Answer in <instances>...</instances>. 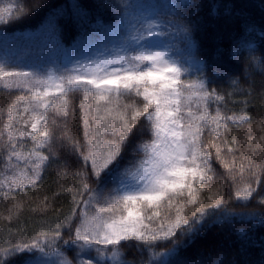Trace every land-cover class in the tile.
I'll return each mask as SVG.
<instances>
[{
	"label": "snow or ice",
	"instance_id": "obj_1",
	"mask_svg": "<svg viewBox=\"0 0 264 264\" xmlns=\"http://www.w3.org/2000/svg\"><path fill=\"white\" fill-rule=\"evenodd\" d=\"M171 7L172 15L182 18L180 9L193 5L185 0ZM134 10L141 12L136 23L128 19ZM24 11L15 5L0 9V23ZM153 13L151 6L137 7L130 2L122 6L118 30H126V34L119 49L121 55L87 63L77 61L75 66L48 71H12L7 61L0 62V86L21 93L7 109V123L0 133V137L7 136V154L0 170V189H7L5 197L16 189L36 186L50 158L56 155L52 146L57 138L49 128L48 114L68 117L70 95L81 94L85 143L81 146L72 142V147L90 169L97 187L87 183L86 171L77 173L84 181L82 192L89 196L85 200L81 195L76 207L82 204L83 210L79 216L72 213V220L78 223L70 222L71 238L63 241L78 249L77 264H128L121 245L130 241L149 251L166 249L152 252L149 264H155L156 259L159 264H178L175 258L181 247L189 246L205 228L222 219L215 210L231 215L223 179L209 191L208 186L217 179L213 159L232 179L238 201H249L264 175V135L243 141L248 145L244 151H240L235 135L229 142L225 135L231 131L229 122H250V117L223 114L219 105L214 113L210 111V105L223 101L224 96L210 89L207 78L191 79V64L176 59L170 47L155 39L169 36V29L175 28L189 42V57L195 61L188 25L159 19ZM258 67L264 74V63ZM229 86L240 85L233 78ZM52 123L55 125V119ZM260 127L264 132V124ZM206 130L213 137L208 143L202 142ZM247 131L251 132V127ZM145 132L150 139L141 138ZM63 135L71 142L67 133ZM25 137L31 139L27 150ZM130 145L142 158L122 166V154ZM245 171L254 180L237 187V176L242 180ZM108 184L113 187L105 194ZM258 203L264 204V197ZM47 208L44 203L43 210ZM22 211L23 204L13 198L9 214L0 216L10 222L14 217L19 219ZM240 215L254 216L264 225V213ZM240 235L246 238L243 230ZM60 239L58 225L55 230H41L31 242L13 244L3 251L7 257L22 256L20 264H73L56 246ZM98 245L112 247L102 249ZM0 264H5L3 257Z\"/></svg>",
	"mask_w": 264,
	"mask_h": 264
},
{
	"label": "trees",
	"instance_id": "obj_2",
	"mask_svg": "<svg viewBox=\"0 0 264 264\" xmlns=\"http://www.w3.org/2000/svg\"><path fill=\"white\" fill-rule=\"evenodd\" d=\"M161 1L167 2L160 8L164 20L186 23L190 29L191 52L198 64L192 68L190 78H207L210 89H215L225 98L210 105V111L214 113L215 106L219 105L223 114L235 115L237 118L241 115L250 117V122H229L231 131L225 134L229 142L235 135L240 151L246 150L248 145L243 144V141L251 136L259 138L264 135L260 127L264 124V74L258 67V64L264 63V0H189L193 7L181 8L182 18L172 15L174 9L171 5L183 4L185 0ZM128 2L132 3L133 0H0V9L10 5L25 9L23 14L16 12L11 20L0 23V32L10 38L20 32H29L39 36V39L45 37L55 42L58 55H74L84 52L110 26L120 22L122 6ZM37 4L40 5L38 9L34 7ZM170 29L174 30L175 36L189 51V42L184 36L175 28ZM233 78L238 80L239 87L229 86ZM20 94L19 91L6 90L0 86V133L4 132L7 123V109ZM81 98L80 93L70 95V115L66 118L55 117V125L52 116L49 117V128L57 138L52 146L56 155L50 158L36 186L16 189L6 197L4 193L7 189H0L2 216L9 214L13 198L23 204L19 219L14 217L9 222L0 216V257L4 258L5 264H20L23 257H7L3 249L24 241L31 242V238L41 230H55L58 225L61 239L56 246L71 258L76 253V249L65 245L63 241L71 238V223H78L72 220V213L79 216L83 210L82 204L76 207L81 195L85 200L89 196V193L82 192L84 181L77 173L86 171L89 175L87 183L91 188L97 187L90 169L72 147V142L81 146L85 143L79 108ZM249 127L251 132L247 131ZM64 133L71 138V142L64 137ZM141 138L150 139L147 132ZM211 141L213 137L206 130L202 142ZM23 143L25 150L31 147L30 138L25 137ZM6 144L5 134L0 137V170L7 154ZM45 151L48 153V150ZM136 156L139 155L133 153V146L130 145L122 154V166ZM256 158L259 160V153ZM212 167L217 179L208 186L209 191L223 179V194L231 215L222 213L220 209L215 210L222 219L205 228L189 246L181 247L178 257L191 264H264V225L254 216L241 218L240 215L264 213V204L258 203L264 197V175H261L253 197L243 202L235 198L233 181L225 175L219 162L213 159ZM253 180L250 173L245 171L242 180L237 176L236 186L242 187ZM253 186L257 187L255 184ZM73 194H76L75 200ZM45 196L48 197L47 202H44ZM42 202L48 204L46 211L43 210ZM33 208L37 210L32 211ZM241 230L246 233V238L240 235ZM121 250L130 264H145L152 252L166 251L164 247L149 251L146 247L138 246L135 241L122 242Z\"/></svg>",
	"mask_w": 264,
	"mask_h": 264
},
{
	"label": "rangeland",
	"instance_id": "obj_3",
	"mask_svg": "<svg viewBox=\"0 0 264 264\" xmlns=\"http://www.w3.org/2000/svg\"><path fill=\"white\" fill-rule=\"evenodd\" d=\"M133 5L139 6H151L155 9V13L159 15V19H163L160 8L162 5L167 4L166 1L161 0H133ZM141 12L139 10H134L133 15L128 19L132 23H136L137 19L140 17ZM118 22L114 26H110L108 31L104 33L102 37L96 40L92 45H90L84 52L78 54H68L63 53L61 56L58 55V48L55 42L49 41L47 38L43 37L39 39L37 35H31L29 32H20L15 35L14 38L6 37L0 32V62H8V70L12 71H48V70H61L64 66L72 67L75 66L76 62L87 63L93 60H103L105 58H111L113 56L121 55L119 51L121 47V42L123 36L126 34V30H118ZM158 30V29H157ZM224 30V29H222ZM174 30L169 29V36L161 38L157 37L155 39L161 40L165 46L170 47L172 55L179 60H183L191 64L192 68L198 66L196 61L190 60L189 51L180 39L175 36ZM49 117L52 119L59 116H54L53 113L49 112ZM51 118V117H50ZM48 150V149H45ZM44 150V154L47 155ZM134 153V152H133ZM138 157H133L130 159L129 163L135 162L142 158V154L135 152ZM127 165V164H126ZM113 187V185L108 184L105 188V194ZM91 208L89 212L91 213ZM96 247L100 248H111L112 246L98 245ZM77 252L74 257L69 259L73 261V264H77ZM66 254V253H65ZM110 255L105 252V255ZM95 255V253H93ZM106 255V256H107ZM55 259V257H51ZM152 259V254L145 264H149V260ZM178 264H191L183 260L180 256L175 258ZM110 264V261H109ZM128 264H130L128 262ZM155 264H159V260L156 259Z\"/></svg>",
	"mask_w": 264,
	"mask_h": 264
}]
</instances>
